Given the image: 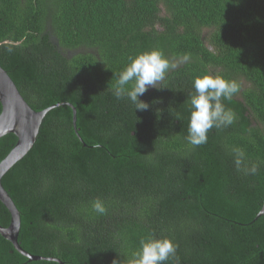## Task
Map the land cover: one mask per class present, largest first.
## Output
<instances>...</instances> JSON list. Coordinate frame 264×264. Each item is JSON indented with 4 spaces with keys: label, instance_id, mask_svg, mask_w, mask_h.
I'll return each instance as SVG.
<instances>
[{
    "label": "trees",
    "instance_id": "1",
    "mask_svg": "<svg viewBox=\"0 0 264 264\" xmlns=\"http://www.w3.org/2000/svg\"><path fill=\"white\" fill-rule=\"evenodd\" d=\"M152 50L190 59L134 111L114 95L117 74ZM0 67L34 111L71 104L82 140L70 108H53L2 177L25 252L129 264L154 237L177 245L179 264H264V0H0ZM207 74L239 84L222 100L235 120L193 146L188 96ZM16 140L0 137V161ZM234 148L255 174L236 169ZM9 222L0 202V226ZM0 264L58 263L28 261L0 236Z\"/></svg>",
    "mask_w": 264,
    "mask_h": 264
},
{
    "label": "clouds",
    "instance_id": "2",
    "mask_svg": "<svg viewBox=\"0 0 264 264\" xmlns=\"http://www.w3.org/2000/svg\"><path fill=\"white\" fill-rule=\"evenodd\" d=\"M190 59L188 54L182 57L184 62ZM177 63L170 62L163 52L152 50L136 57H129V63L117 74L114 95L117 100L127 97L135 106V110L145 111L149 105L139 99L150 87L165 79L170 69H175ZM129 86V87H126ZM194 91L188 96L189 118L186 141L193 146L207 143L208 132L213 128L227 127L235 120L234 112L226 108L222 100H229L239 91V84L234 80L211 74L195 77L192 81ZM234 165L237 170H244L248 174H255L257 165L248 167L244 160V152L234 148ZM92 209L97 214H106V207L102 200L92 202ZM177 245L168 238L157 239L149 237L140 241V248L133 253L129 264H165L172 261L179 264L176 255ZM112 264H118L113 260Z\"/></svg>",
    "mask_w": 264,
    "mask_h": 264
},
{
    "label": "water",
    "instance_id": "3",
    "mask_svg": "<svg viewBox=\"0 0 264 264\" xmlns=\"http://www.w3.org/2000/svg\"><path fill=\"white\" fill-rule=\"evenodd\" d=\"M64 104L72 111V127L77 137L76 131V110L68 103H57L40 111H34L24 101L15 84L8 76L6 71L0 67V137L6 134H13L16 143L6 157L0 161V202L5 206L10 214L8 227L0 226V236L10 242L14 250L28 261L46 260L61 264L54 258H43L33 256L25 252L18 244L17 237L20 230V215L12 199L3 188L1 179L5 173L19 161L33 146L38 134L40 124L45 114L60 105ZM79 138V137H78ZM79 141H82L79 138ZM264 216V199L257 217Z\"/></svg>",
    "mask_w": 264,
    "mask_h": 264
},
{
    "label": "rangeland",
    "instance_id": "4",
    "mask_svg": "<svg viewBox=\"0 0 264 264\" xmlns=\"http://www.w3.org/2000/svg\"><path fill=\"white\" fill-rule=\"evenodd\" d=\"M175 63H177V65H181L184 61L181 59V60H178V61H174ZM151 88V87H150Z\"/></svg>",
    "mask_w": 264,
    "mask_h": 264
},
{
    "label": "flooded vegetation",
    "instance_id": "5",
    "mask_svg": "<svg viewBox=\"0 0 264 264\" xmlns=\"http://www.w3.org/2000/svg\"><path fill=\"white\" fill-rule=\"evenodd\" d=\"M60 262V261H59ZM62 264V263H61Z\"/></svg>",
    "mask_w": 264,
    "mask_h": 264
}]
</instances>
